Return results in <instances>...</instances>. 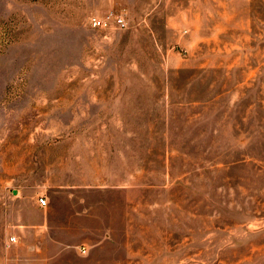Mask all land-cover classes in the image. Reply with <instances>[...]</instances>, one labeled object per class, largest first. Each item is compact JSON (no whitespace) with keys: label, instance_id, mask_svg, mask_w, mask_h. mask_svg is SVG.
I'll use <instances>...</instances> for the list:
<instances>
[{"label":"rangeland","instance_id":"rangeland-1","mask_svg":"<svg viewBox=\"0 0 264 264\" xmlns=\"http://www.w3.org/2000/svg\"><path fill=\"white\" fill-rule=\"evenodd\" d=\"M49 253L264 264V0H0V264Z\"/></svg>","mask_w":264,"mask_h":264},{"label":"built area","instance_id":"built-area-1","mask_svg":"<svg viewBox=\"0 0 264 264\" xmlns=\"http://www.w3.org/2000/svg\"><path fill=\"white\" fill-rule=\"evenodd\" d=\"M91 26L97 30H111L116 29H125L127 28V22L123 14H118L117 12L111 10L107 12L104 16L93 17L91 19ZM42 205H46L44 199L40 200ZM14 241V238H13Z\"/></svg>","mask_w":264,"mask_h":264},{"label":"crops","instance_id":"crops-1","mask_svg":"<svg viewBox=\"0 0 264 264\" xmlns=\"http://www.w3.org/2000/svg\"><path fill=\"white\" fill-rule=\"evenodd\" d=\"M39 228H41V229H44V226H40ZM49 229H50V227H49ZM45 233V231L44 230H42V235H41V238H42V240L44 239V238H47V236L44 234ZM49 241H52V242H55L56 243V241H54L52 238H47ZM15 241H16V239H15ZM112 243V242H111ZM110 243V244H111ZM31 250H40L39 249V247L38 246H32L31 247ZM84 250H86L85 248H84ZM30 251V250H29ZM28 252V251H27ZM32 252V251H31ZM83 254H85L86 252H83V251H81ZM42 255H44L43 257H45V254L44 253H42ZM62 256L60 255V254H58V253H49V255H48V258L47 259H45V264H57V262H59V260L61 261V258ZM92 261H94V260H92V259H85V263L86 264H104V263H107V261L105 260V261H96L95 263L94 262H92ZM111 262V264H119V262H117V261H110ZM109 264V263H108Z\"/></svg>","mask_w":264,"mask_h":264}]
</instances>
